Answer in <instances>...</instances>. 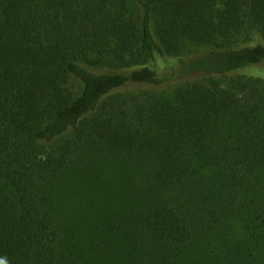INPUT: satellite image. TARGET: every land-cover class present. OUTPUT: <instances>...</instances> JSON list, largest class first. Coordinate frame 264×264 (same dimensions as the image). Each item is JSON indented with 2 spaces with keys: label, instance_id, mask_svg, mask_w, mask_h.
Instances as JSON below:
<instances>
[{
  "label": "trees",
  "instance_id": "1",
  "mask_svg": "<svg viewBox=\"0 0 264 264\" xmlns=\"http://www.w3.org/2000/svg\"><path fill=\"white\" fill-rule=\"evenodd\" d=\"M262 61L264 0H0V264H264Z\"/></svg>",
  "mask_w": 264,
  "mask_h": 264
},
{
  "label": "rangeland",
  "instance_id": "2",
  "mask_svg": "<svg viewBox=\"0 0 264 264\" xmlns=\"http://www.w3.org/2000/svg\"><path fill=\"white\" fill-rule=\"evenodd\" d=\"M207 47L199 46L194 44H187L186 48L184 49L185 55L187 57H192L194 55H198L201 52L205 51ZM179 65L177 58H170L163 55H156L155 60L152 63L153 68L155 69L157 75L162 78V83L157 88H173L175 84L185 83L190 79L195 78L196 76H181V75H174V72L177 70ZM240 71H244L243 74L253 76V77H260L264 78V61L246 66Z\"/></svg>",
  "mask_w": 264,
  "mask_h": 264
}]
</instances>
